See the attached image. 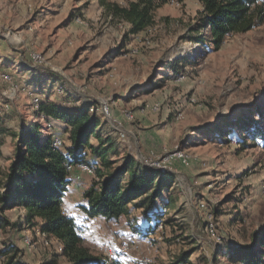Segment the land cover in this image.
<instances>
[{
	"label": "rangeland",
	"instance_id": "1",
	"mask_svg": "<svg viewBox=\"0 0 264 264\" xmlns=\"http://www.w3.org/2000/svg\"><path fill=\"white\" fill-rule=\"evenodd\" d=\"M203 18L199 0L171 1L155 12L153 26L131 35L99 0H0V192L12 132L38 122L54 136L55 121L36 115L39 98L98 103L92 110L103 115L105 132L177 182L168 195L173 208L163 211L171 223L142 239L126 218L94 228L87 221L86 244L107 260L100 247L115 249L110 264H174L188 249L175 236L192 226L200 230L192 233L200 245L192 264H238L223 249L249 243L264 227V141L236 126L255 119L264 131V23L216 48ZM82 195L68 191L65 206L74 209ZM147 219L134 208V223L144 227ZM21 224L0 230V250L12 242L25 264L51 262L61 246ZM125 242L130 251L121 256L116 249ZM5 259L0 253V264Z\"/></svg>",
	"mask_w": 264,
	"mask_h": 264
},
{
	"label": "trees",
	"instance_id": "2",
	"mask_svg": "<svg viewBox=\"0 0 264 264\" xmlns=\"http://www.w3.org/2000/svg\"><path fill=\"white\" fill-rule=\"evenodd\" d=\"M99 1L113 17L128 24L129 34L137 35L155 24V12L159 8L171 1L184 3L187 0H131L127 5L112 0ZM199 1L204 11L201 26L210 33L216 48L222 46L226 36L248 32L264 23V0ZM196 39L203 41L201 36ZM36 106L37 117L47 122L58 121L64 126L70 144H56L55 137L43 132L38 122L22 126L20 132H12L15 148L0 192L1 231L25 223L31 228L38 227L46 238L55 239L61 251L45 264H60V258H65L66 264H110L109 258L96 254L86 244L90 231L87 221L101 218L118 223L126 218L134 235L142 239L153 233L160 223H171L163 211L173 208L171 203L175 199L170 196L177 182L176 174L144 164L116 136L105 132L103 115L92 110L98 103L51 100L49 95L42 100L39 98ZM256 123L255 119H243L236 126L264 141V131ZM82 163L93 167V180L83 193V202L77 205L78 213L67 215L65 196L73 181L71 170ZM17 207L25 209L21 222L12 221L7 214ZM134 208L142 209L148 218L144 227L132 220ZM192 233L198 234L200 230L182 226V234L175 236L183 240L188 249L179 252L174 264L193 263L190 258L200 245ZM225 250L232 262L264 264V227L253 232L249 243L230 244ZM22 251L14 243H7L0 250L6 257L4 264H25L21 260ZM114 264L121 263L115 261Z\"/></svg>",
	"mask_w": 264,
	"mask_h": 264
},
{
	"label": "crops",
	"instance_id": "3",
	"mask_svg": "<svg viewBox=\"0 0 264 264\" xmlns=\"http://www.w3.org/2000/svg\"><path fill=\"white\" fill-rule=\"evenodd\" d=\"M60 99V98H59ZM82 101V100H81ZM56 125V130L53 131L54 132V137L56 138L57 136H61V137H64L66 139V141H63V143H67V144H70V141H69V134L67 132L64 131L63 129V125L58 122V121H55L54 122ZM50 125H52V123H50ZM13 157V155H12ZM90 158V157H89ZM11 160V159H10ZM10 164V163H9ZM90 166V165H89ZM92 168L93 171H87L88 173L90 174H94V169L92 166H90ZM71 175H72V178H73V181H72V184L70 185L69 187V192L71 193V195L73 196L75 193H77L79 190L82 191V194L84 193L85 189L91 185L92 183V180H93V176H89L88 174L86 173H83L79 170L78 167H74L72 168L71 170ZM79 177V178H78ZM83 196V195H82ZM71 200H72V197H71ZM83 202V199H81L80 201H77L75 202V208L74 209H71L70 207H66L67 210L69 209L70 213L72 214H77L78 213V210H77V205L82 203ZM9 218L12 220V221H16L18 219V217L20 216L21 218V221H23V218H24V215H25V209L23 207H17V208H14L10 211L7 212ZM131 218H132V215H131ZM98 220H101V218H95V219H92L90 220V227L91 228H94L95 227V223L96 221ZM25 224V223H24ZM27 226V224H25ZM35 228V227H34ZM14 229V228H13ZM16 229V228H15Z\"/></svg>",
	"mask_w": 264,
	"mask_h": 264
},
{
	"label": "bare ground",
	"instance_id": "4",
	"mask_svg": "<svg viewBox=\"0 0 264 264\" xmlns=\"http://www.w3.org/2000/svg\"><path fill=\"white\" fill-rule=\"evenodd\" d=\"M78 168H81V169H86V170H90L92 169L90 166L86 165V164H81V165H78ZM67 215H69V213H66ZM43 236H45V234H42ZM102 250H105L106 251V254L107 256H109L108 258L110 259V257H112L113 255H116V251H113L112 253H110L108 251V249H105L104 246H101L100 247ZM110 250V249H109ZM115 250V249H114ZM126 250H119L118 251V254L123 256V253L125 252Z\"/></svg>",
	"mask_w": 264,
	"mask_h": 264
},
{
	"label": "built area",
	"instance_id": "5",
	"mask_svg": "<svg viewBox=\"0 0 264 264\" xmlns=\"http://www.w3.org/2000/svg\"><path fill=\"white\" fill-rule=\"evenodd\" d=\"M12 78H13V75H12ZM108 113H110V112H108ZM175 156H177V154L175 153L174 154ZM148 164L149 165H154V166H158V161H156V162H149L148 161ZM79 170L80 171H82V172H84V173H88L85 169H81V168H79ZM90 174V173H89ZM79 178V177H78ZM68 211V210H67ZM116 250H127V251H130V245H129V243H126L125 242V244H122L121 246H120V248H118V249H116ZM110 253H112L114 250H108ZM145 258V257H144Z\"/></svg>",
	"mask_w": 264,
	"mask_h": 264
}]
</instances>
